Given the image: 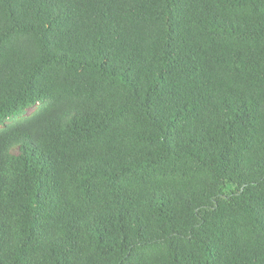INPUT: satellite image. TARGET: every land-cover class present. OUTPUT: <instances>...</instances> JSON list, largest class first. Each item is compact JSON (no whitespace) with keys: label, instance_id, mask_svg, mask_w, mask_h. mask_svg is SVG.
<instances>
[{"label":"trees","instance_id":"obj_1","mask_svg":"<svg viewBox=\"0 0 264 264\" xmlns=\"http://www.w3.org/2000/svg\"><path fill=\"white\" fill-rule=\"evenodd\" d=\"M0 264H264V0H0Z\"/></svg>","mask_w":264,"mask_h":264},{"label":"rangeland","instance_id":"obj_2","mask_svg":"<svg viewBox=\"0 0 264 264\" xmlns=\"http://www.w3.org/2000/svg\"><path fill=\"white\" fill-rule=\"evenodd\" d=\"M13 151H15V152H18V150H17V149H15V150H13Z\"/></svg>","mask_w":264,"mask_h":264}]
</instances>
